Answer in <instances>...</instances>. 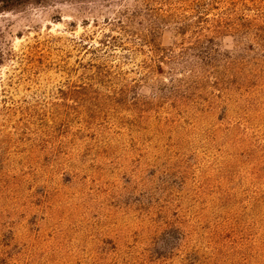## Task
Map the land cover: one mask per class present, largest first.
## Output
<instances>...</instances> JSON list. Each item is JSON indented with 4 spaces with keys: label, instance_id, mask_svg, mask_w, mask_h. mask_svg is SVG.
<instances>
[{
    "label": "rangeland",
    "instance_id": "374dc122",
    "mask_svg": "<svg viewBox=\"0 0 264 264\" xmlns=\"http://www.w3.org/2000/svg\"><path fill=\"white\" fill-rule=\"evenodd\" d=\"M0 264H264V0L0 12Z\"/></svg>",
    "mask_w": 264,
    "mask_h": 264
},
{
    "label": "trees",
    "instance_id": "16d2710c",
    "mask_svg": "<svg viewBox=\"0 0 264 264\" xmlns=\"http://www.w3.org/2000/svg\"><path fill=\"white\" fill-rule=\"evenodd\" d=\"M38 1V0H35ZM192 5L198 6L197 2H192ZM15 7V0H0V12L10 11ZM217 33H220L217 31Z\"/></svg>",
    "mask_w": 264,
    "mask_h": 264
}]
</instances>
